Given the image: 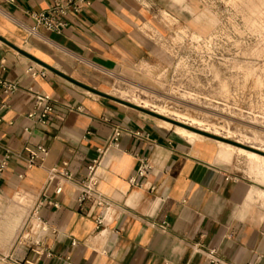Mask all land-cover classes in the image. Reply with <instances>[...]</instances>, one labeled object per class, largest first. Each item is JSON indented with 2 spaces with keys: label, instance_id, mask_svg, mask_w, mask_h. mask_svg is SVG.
<instances>
[{
  "label": "crops",
  "instance_id": "0c3cea01",
  "mask_svg": "<svg viewBox=\"0 0 264 264\" xmlns=\"http://www.w3.org/2000/svg\"><path fill=\"white\" fill-rule=\"evenodd\" d=\"M53 4L0 0V79L20 85L0 110V264H209L210 250L224 264H264V191L250 190L261 198L251 201L211 148L172 138L101 88L102 76L166 59L149 30L166 0H92L60 33L38 27L30 15ZM29 88L56 100L46 126L28 118ZM116 126L125 131L121 146L108 147L98 175L118 214L98 230L91 204L78 209L79 183ZM138 130L150 140L128 133ZM39 145L49 153L28 167L26 148ZM140 157L153 166L139 178L143 188L129 182ZM63 162L76 180L63 181L59 208L45 205L35 215L49 169ZM47 193L54 197L53 188ZM41 221L51 231H41Z\"/></svg>",
  "mask_w": 264,
  "mask_h": 264
},
{
  "label": "rangeland",
  "instance_id": "374dc122",
  "mask_svg": "<svg viewBox=\"0 0 264 264\" xmlns=\"http://www.w3.org/2000/svg\"><path fill=\"white\" fill-rule=\"evenodd\" d=\"M166 4L149 28L166 61L102 76L101 88L172 138L211 148L259 202L250 190L264 191V0Z\"/></svg>",
  "mask_w": 264,
  "mask_h": 264
},
{
  "label": "built area",
  "instance_id": "2783aa9c",
  "mask_svg": "<svg viewBox=\"0 0 264 264\" xmlns=\"http://www.w3.org/2000/svg\"><path fill=\"white\" fill-rule=\"evenodd\" d=\"M5 1L15 2L16 0ZM91 1L92 0H54L53 6L48 10L31 12L30 15L38 27L60 33L69 25L68 18L70 16L82 14ZM2 69L5 70L4 65H2ZM26 73L32 77L37 75L33 68H28ZM41 74L44 75V72H41ZM19 89L20 85L18 82L0 79V110L9 106V100ZM28 93L33 99V107L28 113V118L42 126L48 125L56 110V100L50 94L41 92L35 88H29ZM76 109L82 111L83 107L78 106ZM124 132V129L120 126L114 128L112 135L107 141V146L97 149V157L85 166L84 175L80 178L77 196L78 209L83 210L86 204H91L92 208L95 209V221L98 230L104 227L108 218L115 217L118 214V206L115 202L99 189L98 168L101 165L102 158L107 152L108 147L114 146L119 148L121 146V138ZM128 133L136 138L144 136L147 140H150L149 134H144L139 130L129 131ZM26 151L28 153V167L41 164L49 153V149L43 145H39L36 148H26ZM4 165L5 162H3L0 167V174L3 171ZM68 165V162H63L62 167L54 166L49 169L45 190L34 208L35 215H38L39 209L45 205H50L55 208L60 207V202L56 196L63 192V181L72 182L76 180L75 174L68 169ZM152 168L153 166L150 158L140 157L135 173L129 178L130 184L140 188L146 187V183L140 182L139 178L147 177L151 173ZM50 188L54 189V197L49 196L47 193ZM148 189L152 191L155 190V187L150 186ZM40 229L43 232L51 231L50 226L43 221L40 222ZM52 233H56V231L52 230ZM48 255L51 254L49 253ZM205 257L209 264H224V261L216 254L215 250L206 252Z\"/></svg>",
  "mask_w": 264,
  "mask_h": 264
}]
</instances>
